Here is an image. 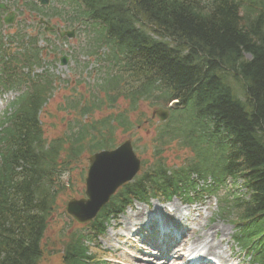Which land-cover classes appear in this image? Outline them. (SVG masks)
Returning a JSON list of instances; mask_svg holds the SVG:
<instances>
[{
    "label": "trees",
    "instance_id": "16d2710c",
    "mask_svg": "<svg viewBox=\"0 0 264 264\" xmlns=\"http://www.w3.org/2000/svg\"><path fill=\"white\" fill-rule=\"evenodd\" d=\"M45 15L89 35L84 53L107 72L97 92L81 97L74 123L59 138H45L40 115L57 78L32 76L42 65L37 40L18 59L0 43V85L24 91L0 121V264H40L42 240L59 196L72 185L64 176L86 154L116 145L119 131L142 125L132 114L140 105L166 107L177 101L170 121L152 138L153 161L109 204L95 224L102 233L110 215L136 199L159 194L187 202L193 179L213 186L208 193L236 189L220 201V216L236 225V241L264 264V0H59ZM33 6V5H27ZM36 12L39 9L33 6ZM80 30V29H79ZM17 59V60H16ZM102 115L94 119L96 113ZM8 114V113H7ZM90 118L84 121L83 118ZM150 124L153 125L151 122ZM175 145L192 158L169 166ZM232 187V188H233ZM234 189V188H233ZM82 234L68 237L62 264H90Z\"/></svg>",
    "mask_w": 264,
    "mask_h": 264
},
{
    "label": "rangeland",
    "instance_id": "374dc122",
    "mask_svg": "<svg viewBox=\"0 0 264 264\" xmlns=\"http://www.w3.org/2000/svg\"><path fill=\"white\" fill-rule=\"evenodd\" d=\"M9 1L10 0L7 2ZM55 5L56 4H54V7ZM23 10V15L17 16L18 23L24 22L26 23L27 27H35L36 22L25 20V18L29 15L28 9L25 7ZM56 23L60 25L58 21H56ZM17 30V25H14L12 28L8 29L5 34L12 35L16 33ZM26 33L29 35V37H34L36 34L33 28L22 32L21 35ZM41 33H43L42 28L40 29L39 35ZM36 37L38 38L39 48L43 49V55L45 58H43L44 60L42 62V68L35 71L40 74L47 72L51 75H54L55 77H59V80L61 81H67L66 84H59L60 88L56 91L52 99L49 101L48 106L40 116L46 139L51 141L53 139L59 138L63 133L66 132L67 124L71 120L72 116L70 117L68 112L61 111L65 105L64 101L65 98L68 97L71 87L75 86L76 82L78 81L82 82V84L79 86V89L81 92H85L86 89L83 88V84H85V82L93 84L95 80L98 79L99 76L104 72V70L99 69L94 61H88L87 56L84 54V47L88 42H90L86 33H78L74 40L69 41L65 46H62V51L65 52L68 50L76 56L80 67H83L87 62L90 63L88 68L85 70L78 68L76 63L69 64L66 67H61L57 62L52 61V58L48 56V52H50L54 46L57 48L61 47V45L58 44L56 36L47 34L42 40L39 39L40 37L35 36V38ZM46 40L47 42H45ZM69 85H71V87ZM18 96V92L7 93L4 96L0 95V115L2 111L8 107V104L15 100V98ZM152 110L153 109H150L146 105H141L139 112L131 116V121L133 123H137L140 113L145 114V117L142 119V121L144 119L150 118ZM153 136L154 127L144 126L139 129H134V131L130 132V134H121L118 132L116 139L118 145L128 140V138H132L134 142H138V148L140 149L138 150V156L141 157V160L150 162L153 153L151 151L152 146H150V140L153 138ZM189 156L191 155L187 151H177L176 147L171 148L164 155V157L168 160V165L179 164L181 161L183 162V160L188 159ZM78 163L79 165L70 174L64 176V180L67 183L70 182L74 186L75 192L68 191V194L59 197L58 210L54 213L51 219L50 228L45 235L44 245L47 248V252L43 258L42 264H60V254H58V256H52L49 255L48 252L50 250L56 249L59 253V249L62 248V244H60L62 231L69 232L71 229H73L72 232H74L77 230L81 231V229L86 228L85 226H78L75 224L73 220L65 213V205L69 201V198L72 197L79 199L84 196L85 178L88 169V156H84ZM173 206L177 208V213L173 212ZM140 211L144 212V216H149L148 218L146 217L148 222L155 219L167 221L169 220L168 217L171 215V213L176 215L175 221L180 224V227L178 228L183 231L184 236H189L187 243L184 245V249L186 248L187 251H194L196 248L195 243L200 244L205 240L215 239L217 243H221L225 260H231L232 251L237 255L236 258H232V260L229 262L230 264H250L245 253L241 252V250L233 242V227L230 225L228 220H223L216 216L218 210L215 198H209L206 200L204 199L202 202L193 205H185L177 199H173L168 203L153 200L148 205L134 203L123 215L118 217V219L114 220L108 226L107 233L104 235V237L98 240V243L96 244L98 256L106 257L107 260H109L108 264H156V261H153L152 258L143 254L141 255L139 250L136 248V246H144L145 252H150L151 250L146 249V245L143 244H145L147 241L141 237V235H144V232L141 230L143 227L147 226L144 224L145 221L138 223L134 222L133 224L131 222L136 221L138 217L141 216L139 215ZM71 222H73L74 226L70 224ZM134 224L140 225L135 226ZM215 227L219 229V233L214 236V232L216 231ZM126 228L128 229L126 230ZM137 232L143 233L138 236L135 235ZM205 233L211 235L210 239L202 238V235ZM197 239H201V241L198 242ZM132 246H134L135 249L132 248ZM181 249H183V247L179 248V250ZM134 257L141 258L146 262L137 260ZM172 259L173 257L170 255L169 260ZM212 262H215L214 264H216L218 261L213 260Z\"/></svg>",
    "mask_w": 264,
    "mask_h": 264
},
{
    "label": "water",
    "instance_id": "95a60500",
    "mask_svg": "<svg viewBox=\"0 0 264 264\" xmlns=\"http://www.w3.org/2000/svg\"><path fill=\"white\" fill-rule=\"evenodd\" d=\"M41 5H48L49 0H37ZM0 8L7 10L5 5ZM15 14L6 19L7 25L12 24ZM61 37L73 38L74 33H60ZM67 58L61 59V65H66ZM153 116L159 120H167L169 113L165 110H156ZM140 171V161L135 156L131 142H126L113 152H102L90 158V168L86 180V196L89 200L73 201L67 211L78 223L92 220L99 210L109 201L110 197L124 184L131 181Z\"/></svg>",
    "mask_w": 264,
    "mask_h": 264
},
{
    "label": "bare ground",
    "instance_id": "6f19581e",
    "mask_svg": "<svg viewBox=\"0 0 264 264\" xmlns=\"http://www.w3.org/2000/svg\"><path fill=\"white\" fill-rule=\"evenodd\" d=\"M173 208V212L174 213H177V208H175L174 206L172 207ZM139 215H141L140 217H138V219L136 220V221H131L132 222V224L134 223V222H141V221H146V217H148V215L146 216H144V212L143 211H140V213H139ZM145 218H144V217ZM175 217H176V215H174V214H172L171 213V215H169V220H171V221H167V223H171V224H175V225H177V222L176 221H174L175 220ZM136 225V224H135ZM127 229V228H126ZM217 233H219V231H215L214 232V236L217 234ZM202 238H206V239H208V238H210V235L208 234V233H205L204 235H202ZM197 241L198 242H200L201 241V239H197ZM199 245H202V249H204L205 250V256H207V257H212V258H214L215 260H217L220 264H230L229 263V261L228 260H225L224 259V252H223V250H222V246H221V243H217L216 241H215V239H212V240H205L203 243H200ZM197 246L196 247V249L197 248H201L200 246ZM177 250V249H176ZM176 250H172V252H175ZM178 257H177V259L175 260V261H177V263L178 262H182L183 260H184V256H180V255H177ZM166 262V261H165ZM165 264H170L169 262H166Z\"/></svg>",
    "mask_w": 264,
    "mask_h": 264
}]
</instances>
